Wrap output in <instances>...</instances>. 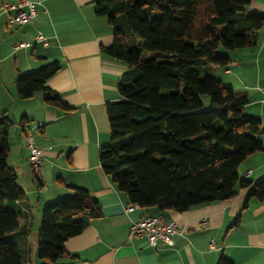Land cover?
<instances>
[{
    "label": "trees",
    "instance_id": "trees-1",
    "mask_svg": "<svg viewBox=\"0 0 264 264\" xmlns=\"http://www.w3.org/2000/svg\"><path fill=\"white\" fill-rule=\"evenodd\" d=\"M251 1L96 0V13L113 28L114 42L103 49L128 66L122 98L107 104L111 137L99 161L129 204L184 212L230 199L240 188L264 201V177L253 182L239 174L245 159L264 149V123L245 111L246 92L209 71L228 67V52L256 45L264 14L248 10ZM60 68L55 61L19 76L20 97L41 91L48 104L69 109L46 86ZM9 126L0 118V264H34L23 253L28 232L13 208L26 193L7 162ZM101 214L98 199L79 187L46 204L37 233L40 264L71 255L65 241ZM217 264L235 263L221 256Z\"/></svg>",
    "mask_w": 264,
    "mask_h": 264
},
{
    "label": "crops",
    "instance_id": "crops-1",
    "mask_svg": "<svg viewBox=\"0 0 264 264\" xmlns=\"http://www.w3.org/2000/svg\"><path fill=\"white\" fill-rule=\"evenodd\" d=\"M32 1L38 15L24 24L9 23L14 11L0 10V118L10 121L7 162L17 171V183L26 193L23 201L13 204L22 214L19 225L28 232L22 242L24 255L40 263L36 243L44 206L79 187L98 199L102 214L65 241V250L75 257L69 255L58 264H217L221 256L235 264H264V201L251 194V188L184 212L139 206L126 211L127 196L99 161V150L111 137L107 104L122 98L118 87L128 70L103 49L114 42L113 28L96 13V0ZM248 10L264 14V0H252ZM38 32L49 39L48 46L35 42ZM26 41L29 46H18ZM227 54L228 67L211 66L209 71L246 92L245 111L264 123V27L258 31L256 45ZM55 61L61 68L46 86L69 109L48 104L41 91L21 98L18 77ZM28 131L43 150L38 172L28 162ZM261 140L264 145V134ZM248 170L247 178L253 182L264 177V149L248 156L239 174ZM146 215L175 222L173 245L159 241L152 246L147 237L131 234V224Z\"/></svg>",
    "mask_w": 264,
    "mask_h": 264
},
{
    "label": "built area",
    "instance_id": "built-area-1",
    "mask_svg": "<svg viewBox=\"0 0 264 264\" xmlns=\"http://www.w3.org/2000/svg\"><path fill=\"white\" fill-rule=\"evenodd\" d=\"M0 10L4 13L14 11L9 14V23L24 24L33 21L38 15L36 2L32 0H19L17 3L8 0H0ZM35 42H41L44 46L49 45V39L41 32L35 36ZM29 42H22L18 46H29ZM26 145L29 150L28 162L33 172H38L44 159L43 150H41L34 139L31 131L26 134ZM251 171L248 170L242 174V177H248ZM137 207L135 204H129L126 211H132ZM177 230L174 221H165L160 216L146 215L133 222L130 226V232L133 235L147 237L150 245L155 246L159 241L173 245L171 235Z\"/></svg>",
    "mask_w": 264,
    "mask_h": 264
},
{
    "label": "rangeland",
    "instance_id": "rangeland-1",
    "mask_svg": "<svg viewBox=\"0 0 264 264\" xmlns=\"http://www.w3.org/2000/svg\"><path fill=\"white\" fill-rule=\"evenodd\" d=\"M220 52L221 53H227L228 51H224V50H220ZM216 78H219V77H221V76H219L218 74H216V76H215ZM226 84V83H225ZM241 177H242V175H240ZM40 262V261H39ZM42 263V262H41ZM38 264V263H37ZM40 264V263H39Z\"/></svg>",
    "mask_w": 264,
    "mask_h": 264
}]
</instances>
